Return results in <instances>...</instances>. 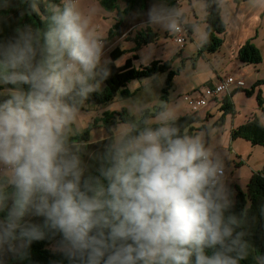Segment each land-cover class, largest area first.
I'll return each instance as SVG.
<instances>
[{
  "label": "clouds",
  "instance_id": "obj_1",
  "mask_svg": "<svg viewBox=\"0 0 264 264\" xmlns=\"http://www.w3.org/2000/svg\"><path fill=\"white\" fill-rule=\"evenodd\" d=\"M93 13L79 0H0V264L30 262L39 242L52 264H242L253 218L211 130L185 131L169 104L153 115L131 99L106 141L81 139L113 63ZM141 16L135 30L185 27L169 0H150Z\"/></svg>",
  "mask_w": 264,
  "mask_h": 264
},
{
  "label": "rangeland",
  "instance_id": "obj_2",
  "mask_svg": "<svg viewBox=\"0 0 264 264\" xmlns=\"http://www.w3.org/2000/svg\"><path fill=\"white\" fill-rule=\"evenodd\" d=\"M191 1L193 2L192 6L196 12V17L193 15V9L192 6H190L189 0H179V7L186 12L187 19L190 22L189 24L192 25L190 27V33L186 34L184 48H181V50L173 41V34L156 30L151 26H144L139 30H133L132 35H134L135 32L143 31L146 27H149L152 32L157 33L155 43L142 46L136 52L131 50L134 47L131 41L120 39L110 44L108 50L109 58L111 51L115 47L124 51V53L114 61L116 66L123 65L125 60L130 58L135 68L147 66L153 61H159L160 63L167 62L168 68L149 77L129 80L124 86L119 88L111 99L104 103L91 101L92 106L85 113L81 130V133L88 134L87 142L94 143L109 138V132L104 126L105 116L108 115L112 118L116 116L120 117L122 111L127 115L126 107L128 101L131 99L145 100L151 105L153 115L156 109L160 107L161 102L167 103L175 108L178 118L183 117L190 115L192 112L189 105L190 98L193 99L194 96H199V93L204 90V84L211 71L210 65L220 70L224 76L230 74L231 68L223 69L221 61H219V56L221 54L218 53H220L221 50L213 54H208V62L204 61L202 58L198 60V57H200V47L205 37V23L203 22L205 3L203 0ZM239 1L244 3L247 2L245 0ZM218 2L220 6V0H218ZM79 4L81 9L85 12L89 9H94L91 23L106 39L110 28L118 21L117 14L104 10L98 0H79ZM232 4L236 6V2L233 1ZM121 6H123L122 3ZM187 19H185V26L187 24ZM260 23L261 25L258 27V50L262 56L261 63L254 65L239 62V65H237L238 68H243L241 70L242 74L238 76L245 84L242 90H248L251 93L247 95L245 92L236 89L231 95L235 113L233 115H224L222 120L221 112L217 104L206 106V116L203 108L199 110L202 119L206 118L203 124L212 132V142L216 150L225 161L229 183L232 182V185H237L238 188L244 192L250 176L254 172L264 171V146L252 145L249 141L242 138L231 140L230 132L232 129L246 123L253 114L260 115L256 97L257 94L260 93L261 98L264 99V83L254 87L253 90L251 89L254 82L264 79V21L260 20ZM193 26H199L198 32L194 30ZM225 31L227 32L225 45H227L231 35L229 25H226ZM134 54H136V58H134ZM230 57L229 53V55L226 56V60L230 59ZM196 60L198 61L195 62ZM170 71H174L176 74L172 77V85L168 87L167 94H165L163 89L166 86L165 81ZM160 80L163 81L162 86L157 87V82ZM149 81H151L152 84V95H147L145 93V88L149 84ZM103 88L104 86H102L101 91ZM260 119L264 124V120L262 118ZM215 124H217V126H215Z\"/></svg>",
  "mask_w": 264,
  "mask_h": 264
},
{
  "label": "trees",
  "instance_id": "obj_3",
  "mask_svg": "<svg viewBox=\"0 0 264 264\" xmlns=\"http://www.w3.org/2000/svg\"><path fill=\"white\" fill-rule=\"evenodd\" d=\"M98 1L104 10L108 12H114L118 16V21L110 28L108 37L106 38L109 45L120 39L131 41L134 44V47L131 50L136 52L142 46L155 43L157 39V33L152 32L149 27H146L141 32H135V34L132 35L134 25L138 23V20L142 19L141 13L147 9L150 0ZM203 1L205 3V15L203 20L205 23V37L202 41L199 55L217 52L223 44V36L226 30V25L221 18V9L218 0ZM121 3L123 6H121ZM169 3L179 7V0H169ZM134 13H136L135 20L133 19ZM23 18L24 17H21V20H23ZM191 26L192 25H187V30L190 31ZM173 37L174 34L172 38ZM179 48L181 50L182 47ZM123 53L124 51L118 47H115L111 51L110 58L113 62L110 65L111 75L108 80L104 82L103 90L98 94H93L91 101L96 103H104L111 99V97L116 94L119 88L124 86L129 80L149 77L168 68L167 62L160 63L159 61H153L147 66L135 68L133 67L132 60L130 58L126 59L123 65L116 66L114 61ZM134 58H136V54H134ZM237 60L240 63L256 65L261 63L262 56L258 48L248 41L238 50ZM175 74L176 73H174V71L169 72L165 81L166 86L163 89L165 94H167L168 87L172 85L171 79L173 76H175ZM263 83L264 79L258 80L254 82L251 89L253 90L254 87L260 86ZM204 90L200 96L203 94ZM238 90L245 92L247 95L251 93L248 90H242V88H239ZM235 91L236 90L229 94H225L219 100L211 101L212 103L217 102L219 111L221 112V120L224 118V115H233L235 113V108L231 101V95ZM256 100L260 115L253 114L246 123L232 129L230 132L231 140L242 138L249 141L252 145L264 146V124L260 119L262 118L264 120V99L261 98L260 93L257 94ZM125 117L126 114L124 111H122L120 113V118L123 119ZM104 119V126L110 133L111 123L114 117L112 118L106 115ZM205 119L206 118H201L199 112H191L190 115L179 117L178 122L183 124L185 131L190 132L201 129L209 130V128L203 124ZM215 126H217V124H215ZM80 137L86 145L100 144L108 139L107 138L98 142L89 143L87 142V133H80ZM232 187L237 194L238 208H246L250 216L253 218L252 243L254 248L252 249V254H250L246 260L242 261V264H255L254 255L258 256L261 254V252L264 253V219L260 218L258 215V205L264 203V171L262 170L259 172H254L250 176L245 192L241 191L237 185H232ZM52 261L53 257L48 251L45 242H39L32 246L31 260L30 262H26V264H52Z\"/></svg>",
  "mask_w": 264,
  "mask_h": 264
},
{
  "label": "crops",
  "instance_id": "obj_4",
  "mask_svg": "<svg viewBox=\"0 0 264 264\" xmlns=\"http://www.w3.org/2000/svg\"><path fill=\"white\" fill-rule=\"evenodd\" d=\"M236 2V6H234L232 3ZM247 1L246 3L244 2H240L239 0H224V4L221 7L220 5V9H221V18L223 20V22L226 25H229V29L231 30V35L230 38L228 39V43L227 45H225L226 43V31H225V36H223V44L220 47V49L217 51L221 54L220 60L221 61V66L222 68H231L230 70V74L228 75H233L239 79H241L240 77H238L240 74H242L241 67L238 68L237 65H239V61L237 60V53L238 50L240 49V47L245 44L246 42L250 41L252 44L255 45V47L259 48L258 45V30L261 25L260 20L264 21V10H255L252 7H250V3L249 0H245ZM190 2V6H192L193 2L191 0H189ZM243 4V5H241ZM192 11H193V15L196 17V12L192 6ZM226 10V15L222 16V12ZM184 12V11H183ZM184 17L185 19H187L186 16V12H184ZM186 26L190 25L189 20H186ZM185 26V28L187 29V27ZM228 30V29H227ZM188 33H190L189 30H187ZM173 39V38H172ZM174 41V40H173ZM186 43V42H185ZM182 48H184V45L182 46ZM216 53V52H215ZM230 53V59L226 60V56H228ZM213 54V53H212ZM208 54L204 53L201 54L200 57H198L199 59H203L204 61H209L208 60ZM223 58V59H222ZM198 60H196L195 62H197ZM196 64V63H195ZM194 64V66H195ZM210 65V64H209ZM210 75L207 78L205 85V88H211L213 86H215L216 84H218L220 82L221 79L225 78L226 76H224V74H222L220 72V70H217L216 68H214L213 65H210ZM193 90V89H192ZM231 91H229L230 93L233 92L234 90H236V88H230ZM202 93V91L199 93ZM198 95L194 96L193 99H197L199 98ZM192 99V98H190ZM212 104H217V102L212 103L210 102L209 105ZM208 105V106H209ZM207 107L203 108L205 115H207ZM202 118V115H201ZM230 184L232 185V182H230Z\"/></svg>",
  "mask_w": 264,
  "mask_h": 264
},
{
  "label": "built area",
  "instance_id": "obj_5",
  "mask_svg": "<svg viewBox=\"0 0 264 264\" xmlns=\"http://www.w3.org/2000/svg\"><path fill=\"white\" fill-rule=\"evenodd\" d=\"M187 29L184 27L182 31L174 34L173 40L182 47L186 40ZM244 81L233 75H228L223 78L218 84L211 88H206L201 96L197 99H190L189 105L192 112H199L200 109L206 107L211 101L219 100L225 94H229L230 88H242L244 87ZM189 98V97H188ZM188 100V99H187Z\"/></svg>",
  "mask_w": 264,
  "mask_h": 264
}]
</instances>
